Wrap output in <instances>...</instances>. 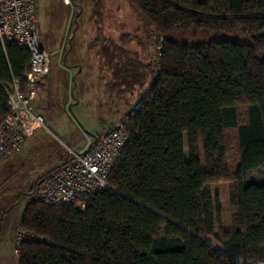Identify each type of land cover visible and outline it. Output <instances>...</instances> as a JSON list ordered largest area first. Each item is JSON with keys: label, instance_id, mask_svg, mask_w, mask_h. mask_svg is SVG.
<instances>
[{"label": "trees", "instance_id": "16d2710c", "mask_svg": "<svg viewBox=\"0 0 264 264\" xmlns=\"http://www.w3.org/2000/svg\"><path fill=\"white\" fill-rule=\"evenodd\" d=\"M126 1L160 48L151 75L123 46L130 34L96 37L112 71L106 87L132 93L151 79L125 112L130 139L111 188L86 196L83 210L28 204L17 264H264V0ZM102 8L95 0L91 16ZM28 60L15 42L0 43V83L25 90ZM3 98L0 84V113ZM222 179L232 182L230 229L209 187Z\"/></svg>", "mask_w": 264, "mask_h": 264}, {"label": "rangeland", "instance_id": "374dc122", "mask_svg": "<svg viewBox=\"0 0 264 264\" xmlns=\"http://www.w3.org/2000/svg\"><path fill=\"white\" fill-rule=\"evenodd\" d=\"M93 2L95 0H73L83 7V12L71 40L72 49L67 53L77 26L74 18L78 6L72 5L71 0H37L39 44L52 53L48 75L38 89L40 95L37 91L38 98L33 101L34 110L44 117L45 123L32 127L23 146L0 162V264H17L14 236L33 181L48 168L69 159L80 143L81 149L85 148L93 140L90 134L101 130L102 125L109 128L124 117L127 108L139 105L136 101L142 94L140 91L151 81L149 76L145 86L142 89L137 86L132 93L117 94L109 84L104 91L103 81L110 80L112 71L98 52L100 46L96 37L119 43L120 35L130 34L132 40L123 46L140 54L144 65L152 70L151 75L157 65L160 42L154 37L152 27L143 24L126 0H102L101 18L91 16ZM71 62L85 65L92 79L88 78L83 89L73 86ZM99 65L100 75H105L101 82H98ZM147 93L140 97V102ZM52 117L54 120L50 122ZM67 134H71V138L68 139ZM229 147L227 161L234 166V140ZM231 185L230 180L223 179L209 185L212 194L218 197L220 223L224 229L232 227L235 210L230 200ZM209 242L219 248L214 239Z\"/></svg>", "mask_w": 264, "mask_h": 264}, {"label": "built area", "instance_id": "2783aa9c", "mask_svg": "<svg viewBox=\"0 0 264 264\" xmlns=\"http://www.w3.org/2000/svg\"><path fill=\"white\" fill-rule=\"evenodd\" d=\"M11 42L25 49L29 60L24 73L25 90L20 89L17 79L12 80L10 87L0 83L7 107L0 113V162L23 146L32 127L44 126V117L34 110L33 101L48 75L52 53L39 44L37 0H0V43L5 46ZM130 114L97 135L85 148L72 151L67 161L39 175L27 193V205L40 201L83 210L86 196L111 188L112 168L130 139L126 131ZM26 237L19 224L14 236L16 253Z\"/></svg>", "mask_w": 264, "mask_h": 264}, {"label": "crops", "instance_id": "0c3cea01", "mask_svg": "<svg viewBox=\"0 0 264 264\" xmlns=\"http://www.w3.org/2000/svg\"><path fill=\"white\" fill-rule=\"evenodd\" d=\"M98 54V53H97ZM104 69V68H103ZM70 72L72 71L73 72V76H72V81H73V86L76 88H81V89H83V85L86 83V81L88 80V78H90L89 77V75H88V73H86V67H85V65H83L81 62H71V67H70ZM98 74H99V77H98V82H101V81H103V78H105V75H100V71H101V66L99 65V67H98ZM89 80H92L91 78L89 79ZM105 83V84H104ZM99 85H100V83H98ZM103 84H104V86H103V90L105 91V89H106V84H107V80H105V81H103ZM38 93H39V90H38ZM39 95H40V93H39ZM127 110V109H126ZM126 110H125V112H126ZM53 120H54V118L52 117V119H50V122H53ZM44 123H45V120H44ZM51 126V125H50ZM103 126V125H102ZM101 126V130H99L98 132H96V133H94V134H90V137L94 140L95 139V137L97 136V135H99L100 133H102V132H104L107 128H106V126H104V128ZM53 129H55L54 127V125L53 126H51ZM67 136H68V139L69 138H71V134H67ZM93 140H91L90 142H92ZM89 145V144H88ZM81 143H80V145L78 146V148L75 150V151H79V150H81ZM63 162H65V160L63 161ZM63 162H60L59 164H56V165H54V166H52V167H55V166H57V165H60V164H62ZM52 167H50V168H48V170L49 169H51ZM47 171V170H46ZM34 186V185H33Z\"/></svg>", "mask_w": 264, "mask_h": 264}, {"label": "water", "instance_id": "95a60500", "mask_svg": "<svg viewBox=\"0 0 264 264\" xmlns=\"http://www.w3.org/2000/svg\"><path fill=\"white\" fill-rule=\"evenodd\" d=\"M71 2H72L73 5H75V6L77 5L76 3H73V0H71ZM80 10H81V9H80ZM76 24H77V23H76ZM74 31H75V30H74ZM74 31H73V32H74Z\"/></svg>", "mask_w": 264, "mask_h": 264}]
</instances>
